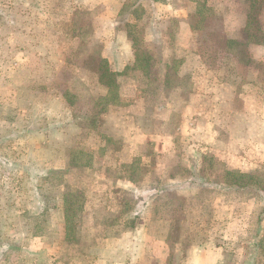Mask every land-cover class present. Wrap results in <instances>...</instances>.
Instances as JSON below:
<instances>
[{
	"label": "rangeland",
	"instance_id": "rangeland-1",
	"mask_svg": "<svg viewBox=\"0 0 264 264\" xmlns=\"http://www.w3.org/2000/svg\"><path fill=\"white\" fill-rule=\"evenodd\" d=\"M170 57L182 61L175 81L163 62ZM101 59L116 72V64L137 70L122 83L120 104L106 109L98 104L108 92L98 82ZM201 76L232 93L234 116L223 122L230 130L216 141L179 129L197 91H225L202 86ZM93 109L110 132L92 127ZM165 133L177 135L156 152ZM147 143L159 154L151 152L155 166L124 162ZM196 147L246 173L243 188L218 190L224 178L237 180L234 171ZM72 148L81 165L65 166ZM187 153L205 166L183 168ZM45 167L63 168L54 189L37 176ZM129 171L134 183L123 184ZM186 175L197 196L185 205L166 179L187 188ZM74 188L84 205L70 241L63 197ZM184 205L198 226L184 219ZM142 222L147 241L136 236ZM198 242L221 248L223 264H264V2L0 0V264H200L189 252Z\"/></svg>",
	"mask_w": 264,
	"mask_h": 264
},
{
	"label": "crops",
	"instance_id": "crops-1",
	"mask_svg": "<svg viewBox=\"0 0 264 264\" xmlns=\"http://www.w3.org/2000/svg\"><path fill=\"white\" fill-rule=\"evenodd\" d=\"M128 58H130V57H128ZM113 69L114 70H122L123 65L121 66V64L120 65L116 64V65H114ZM203 72H205V71L201 70V73H203ZM201 73L197 75L198 78L200 77ZM217 80H215V81H214V79L209 80V78H205L204 76H201L200 83L202 84V86L207 87L209 84L212 83L213 85L223 87L225 91L217 93L216 90L212 87H211L212 90L204 89V90H202L203 92L197 91L196 96L198 97L199 102H197V99L191 101V104H193V105L192 106L190 105V106L192 107L193 110L191 112H188V113L186 112L182 115L183 116L182 117V124H181L179 129H180L181 134H184L183 136H189L192 138V137H196V135L199 134V136H198L199 139L205 140L206 137H212L211 140L216 141L217 139L215 138V136H218L220 134L221 129L225 132L230 130V128L228 129V127L225 126V124H223V122H225L227 119H229L228 115H231V117L234 116V112L231 109L232 108L231 107L232 93L230 92L231 89H229L228 90L229 92H228L227 91L228 86L225 85L226 82L224 81L225 83H223V81H221V80L217 81ZM221 94L223 95V97ZM188 107H189V105H188ZM132 108H133V106H131V108H130L131 111H133ZM137 108H138V106L136 105V110H137ZM245 108H247V107L244 106V108H243L244 111L246 110ZM224 109H225V112L223 111ZM136 112L139 113L138 110ZM184 122H185V125H184ZM108 132H110V131H108ZM139 135H141V132ZM147 135H148L147 133L142 132V136L144 138H147ZM174 135L175 134H172V133H165L162 136L155 137V140H158L154 146L156 152H159V153L163 152L164 153V151H166L167 148L169 147L168 142H170L174 138ZM152 138L154 139V137H151V139ZM145 145H147L149 147L147 152L132 154L129 157L124 156V162L129 163V165H131L133 163L132 160L137 159L139 167L140 166H142V167L143 166L144 167L155 166L153 164V159L158 157L159 154L156 153L155 151H153V149L151 148L152 147L151 143H147ZM258 145H259L258 143H255V146H253V144L251 146H249V152L253 151V150L258 151L259 150ZM196 149H197L196 153H198L199 155L204 154L206 156L208 155V157H213L214 159L216 158V160L218 162H222L226 166L225 163H227V162H225V161L223 162L222 160L217 158L214 154L206 151L204 148L196 147ZM231 150H230V148L229 149L225 148L223 151L226 153H231ZM151 152L154 153V156L155 155H157V156H155V158H153L152 157L153 155L151 154ZM189 153H191V152H189ZM189 153H187L188 154L187 155L188 156L187 161L183 158V163H182V166H184L183 168H187L188 170L189 169L191 170L193 167L195 168L196 166H198L200 168L205 166L201 163L200 160L198 162V160H196V158H195V160H194V158L190 159L189 156H191L192 154L189 155ZM200 153H202V154H200ZM136 156H138V157H136ZM134 157H136V158H134ZM126 160H128L129 162ZM208 165L211 166V163H207V165H206V167L208 169H210V167ZM179 166H181V165H178L177 167H179ZM224 170H225L224 171L225 173H228L229 171H234L233 168H228L227 166ZM229 173L231 174L230 178H232L234 176L233 174H235V177H237V175H239V173L246 174V173L242 172L241 170L239 171L238 169H236L234 172H229ZM131 175H132L131 171H129V174L125 173V175L121 176L120 181L123 184L130 181L132 178ZM186 176H187V182H189L191 176H189V177H188V175H186ZM205 178L207 179V177H205ZM166 181H167L166 182L167 184H170V185L175 184L176 185V186L175 185L173 186L174 187L173 193H174L175 197H177L181 200H184L185 205L187 204L188 201H190L192 198L197 196L194 193L195 187H193L194 185L192 184V182H189V183H191V185H187V188H183V187H186L183 185V183L185 181L180 179V178L179 179H168L167 178ZM231 182H232V180L228 181L226 178H224L223 181H219V184L217 186L219 188H217V189L218 190L219 189L227 190V189H231L232 186L242 187V185H243V184H241V182L239 183V181H237V180L233 181L232 183ZM234 182H235V184H234ZM132 183H134V182L132 181ZM166 194H168V193H164V195L161 194L160 198H162V197L168 198V196ZM185 205L183 207L180 206L179 209L182 212V216H183V214L186 215V216L184 215L186 218L184 216L183 217L188 222V220L189 221L192 220L190 217L191 213L188 211L192 210L193 212H195V210L187 208L188 209V211H187V209L184 208ZM82 211H83V208H82ZM128 215L131 216L130 214H128ZM132 217L135 219L136 215H133ZM225 218H227V217L225 216ZM195 220H196V218L193 219V221H195ZM190 222L193 225L198 226L194 222H192V221H190ZM144 224L145 223L142 222L140 224V227H144L145 230L141 229V231L136 233V234H138L136 236H138V239L140 241H147V238H149L148 232L146 230V226H144ZM128 230L130 231V233L135 235L136 227H134V224L130 225ZM129 235L131 237V234H129ZM138 239H136V240H138ZM189 248H190L189 252L194 253L193 254L194 258L192 260H196V262L201 260L200 264H223L222 256H223V253H225V252L221 248H218L217 246L209 248L208 244H206L204 242H198V243L191 244ZM189 264H191V263H189Z\"/></svg>",
	"mask_w": 264,
	"mask_h": 264
},
{
	"label": "trees",
	"instance_id": "trees-1",
	"mask_svg": "<svg viewBox=\"0 0 264 264\" xmlns=\"http://www.w3.org/2000/svg\"><path fill=\"white\" fill-rule=\"evenodd\" d=\"M259 1L264 2V0H259ZM201 20L202 21L205 20L203 14L201 15ZM132 37L130 38L133 40L134 38ZM248 38H249L248 41L258 42V43L263 42L262 39L261 40L256 39L252 35H250V37ZM164 61L168 67L167 68L168 75H170L171 77L170 81H175V79L178 76L176 73V70L178 68L177 66L181 64L182 61L181 60L176 61V59L172 57L168 58L167 60H163V62ZM170 67H173L174 70L170 69ZM135 70H136V67L133 65V66H127L123 70L116 72L108 68L106 59H101L99 62L98 69H97L98 80L102 85H104V87L107 88L108 92H107V95L99 98L98 104L102 103L105 106L104 109H106V107L109 104H114V105L120 104L119 97L122 96L123 98L125 96V95H122V92H120L121 85L124 81H128V78L130 77L131 74L137 73V72H134ZM150 71H151L150 69H148V71L144 70V74H148V73L150 74ZM100 110L101 109H99V111L98 109H93V111L91 112L93 113L91 125L93 128L99 129L100 131H103L106 133L108 131L107 126L103 122H101L100 118L96 117L97 114L100 112ZM80 155H81V152L79 153L78 149L72 148V149H69L68 151L66 149L65 155H63L65 157L64 161H66L65 166H69L70 164L71 165H81ZM60 167H62V165ZM46 168L47 170H45V172L39 173L37 176H39L41 180L46 181V183H48L49 188L54 189V187L57 186L59 182L58 183L53 182V177H54L53 173L61 174L63 168L56 169L55 172H53L51 168L49 169L48 167H45V169ZM233 175L235 176V174ZM243 175H247V174L239 173V175L237 176V181H239V178L242 177ZM82 208H83V195H82V191L79 188H74V190H71L69 191V193H66L64 195L63 197V226L65 227V237L66 239H70V241L73 239L78 240V236H75L74 234L76 231V227L78 226V216H79V213L82 211ZM45 211H46V208L45 207L42 208V212L44 213Z\"/></svg>",
	"mask_w": 264,
	"mask_h": 264
}]
</instances>
